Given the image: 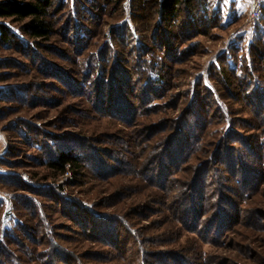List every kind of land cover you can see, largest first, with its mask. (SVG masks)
I'll list each match as a JSON object with an SVG mask.
<instances>
[{"label":"rangeland","instance_id":"rangeland-1","mask_svg":"<svg viewBox=\"0 0 264 264\" xmlns=\"http://www.w3.org/2000/svg\"><path fill=\"white\" fill-rule=\"evenodd\" d=\"M52 4L45 42L4 22L20 42L0 45V264H264V9L251 28V0H196L205 15L174 24L150 0ZM197 101L198 150L151 177ZM65 147L78 176L47 170Z\"/></svg>","mask_w":264,"mask_h":264},{"label":"trees","instance_id":"trees-1","mask_svg":"<svg viewBox=\"0 0 264 264\" xmlns=\"http://www.w3.org/2000/svg\"><path fill=\"white\" fill-rule=\"evenodd\" d=\"M154 2L157 7V16H159L160 21L165 24L173 23L179 18V14L181 11H185L190 19L193 20V17L200 15V17L205 15L207 12L201 4H199L200 8L195 9L194 1L196 0H150ZM198 1V0H197ZM104 2L108 4L118 3L119 0H104ZM53 0H0V45L5 46L10 43L18 44L20 42L19 37L15 35V33L10 29V27L5 24L6 20H10L11 24H16L19 26V32L25 37L31 39L34 43L37 41H47L52 36V26L50 17V10L52 8ZM202 16V17H203ZM23 41V40H22ZM24 42V41H23ZM26 47H28L26 45ZM124 80H128L127 76L123 78ZM122 79V80H123ZM162 82V80H160ZM159 82V83H160ZM153 83H156V80L152 81L148 79L145 81L143 85H141V90L139 91L140 98L145 100L148 95V90L145 89L146 84L148 87L153 86ZM145 85V86H144ZM98 92V91H96ZM2 92L0 91V102L3 100ZM5 95V94H4ZM99 95V94H98ZM120 97V95L118 94ZM99 97V96H98ZM110 98V97H109ZM122 98V99H121ZM123 100V97H120ZM109 105L114 104V99H109ZM202 102V100H201ZM197 101L194 103V107L192 108L191 113L189 114L191 117L190 120L187 118H181L178 121V126L174 131L167 137V140L164 142V146L162 151L159 152L157 158L159 161L157 162L158 166L155 167V170L158 171L157 174L151 173L150 176L159 179L162 176L163 172H167L166 163H169L171 166H178V162L181 161L184 157L193 152H196L200 146V142L202 137L199 135V130H204V126L206 125V121L204 118L205 110L207 108L205 103H201ZM120 114L125 115L122 110L119 111ZM198 129V131H197ZM222 151H218L216 153V157L230 167V170L236 172L235 167L233 166V161L239 160L241 156L238 158L234 157V152L237 151L230 149H222ZM234 151V152H233ZM49 159L46 162V167L49 172L53 175L59 176L66 172V168L72 169L74 171L75 176L80 175L81 170V156L74 153L72 149L68 148H58L55 153H48ZM218 160V161H219ZM241 160H243L241 158ZM240 170L244 172L243 174V183L248 184L251 183L250 179L246 178L248 167L244 164V162L240 161L239 163ZM161 172V173H160ZM159 175V177H157ZM256 176V175H255ZM254 176V177H255ZM194 185L192 187L194 193L202 192L201 188H199V184L197 185L196 181L192 182ZM19 188H26L20 182H18ZM201 185V183H200ZM191 193V192H190ZM191 205L186 210L182 211L183 214V222L185 223L189 218V215H192V218L197 215L194 213L195 210V202L193 201L192 196L190 197ZM195 199V198H194ZM80 211V210H79ZM220 212V211H219ZM80 213H83L80 211ZM225 213V212H224ZM221 215V213H219ZM75 218V217H74ZM222 217L218 216L214 222L218 227H221V219ZM92 219H95L92 217ZM220 220V221H219ZM96 223V221H94ZM212 223V222H211ZM96 230L98 232L105 231V228L99 229V226L96 225ZM95 231V226H94ZM115 233V232H114ZM100 238H102L100 236ZM61 257L65 258L66 261L68 253L65 251H61ZM172 260H175L176 264H188L184 259H180L179 256H172ZM164 260V259H163ZM11 264V262H8Z\"/></svg>","mask_w":264,"mask_h":264},{"label":"built area","instance_id":"built-area-1","mask_svg":"<svg viewBox=\"0 0 264 264\" xmlns=\"http://www.w3.org/2000/svg\"><path fill=\"white\" fill-rule=\"evenodd\" d=\"M264 0H251L248 11V27L254 28L261 21L263 16Z\"/></svg>","mask_w":264,"mask_h":264}]
</instances>
